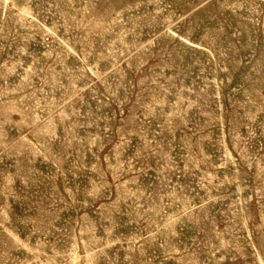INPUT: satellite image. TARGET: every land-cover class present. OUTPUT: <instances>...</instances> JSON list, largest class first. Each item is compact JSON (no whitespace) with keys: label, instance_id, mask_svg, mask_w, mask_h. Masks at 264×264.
I'll return each instance as SVG.
<instances>
[{"label":"rangeland","instance_id":"obj_1","mask_svg":"<svg viewBox=\"0 0 264 264\" xmlns=\"http://www.w3.org/2000/svg\"><path fill=\"white\" fill-rule=\"evenodd\" d=\"M0 264H264V0H0Z\"/></svg>","mask_w":264,"mask_h":264}]
</instances>
